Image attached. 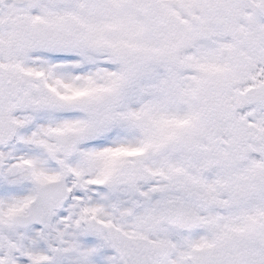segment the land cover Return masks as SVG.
<instances>
[{"label": "snow or ice", "instance_id": "obj_1", "mask_svg": "<svg viewBox=\"0 0 264 264\" xmlns=\"http://www.w3.org/2000/svg\"><path fill=\"white\" fill-rule=\"evenodd\" d=\"M0 264H264V0H0Z\"/></svg>", "mask_w": 264, "mask_h": 264}]
</instances>
